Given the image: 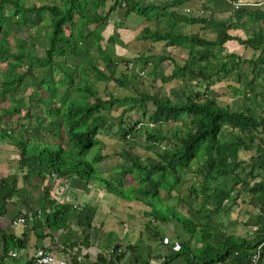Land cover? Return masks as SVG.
Instances as JSON below:
<instances>
[{
  "label": "trees",
  "instance_id": "16d2710c",
  "mask_svg": "<svg viewBox=\"0 0 264 264\" xmlns=\"http://www.w3.org/2000/svg\"><path fill=\"white\" fill-rule=\"evenodd\" d=\"M182 2L150 0L147 4L140 5V0H0V61H6L8 67L12 68L9 71L1 70V91L9 93L10 98L14 100H17L19 95H24V101L17 103L14 108L11 105L4 108L7 110L6 113L0 114V138L19 149L18 162L19 167L25 172L22 181L26 188L19 187V174L16 172L0 177V215L6 212L9 201L17 196L20 198L24 190H28L29 180L33 175L41 178L57 177L68 182L77 178L85 181L87 185L105 183L109 193L121 198L124 197L120 195L118 186L126 188L130 191L128 196L143 204V215L147 217V224L150 227L170 221L161 214L162 210L156 207L159 203L163 204L166 211L183 221L185 230L192 227L193 229L189 228L191 231L187 232L193 233L192 231L199 232L205 226L203 221L197 224L193 214L190 215L193 209L183 188L188 183L186 179L188 173L198 176L202 173L205 179L206 170L210 168L217 177L226 175L227 181L222 183L217 180L219 183L216 182L214 189L209 187L210 183L197 177L201 185H194V192L200 188L203 194L207 195V201L216 195L219 200L221 196L232 193L238 183L250 184L247 175H250L249 178L257 177L254 168L250 169L248 174H244L251 165L244 164L240 152L256 148L259 160L264 163L263 104L259 108L256 105V108L246 105L247 101H253V98L259 96V92L252 84L259 74L257 67L264 63V56L254 60L243 58L235 52H228L225 42L235 39L230 30L237 28V24L220 22L210 11L204 15L205 8H201L202 15L196 16L181 11L178 6L172 9L174 5ZM167 11V28L161 31L160 28L152 29L146 25L142 33L137 34L136 41L147 39L151 46L146 48V51L141 49L143 52L139 51L135 58L141 61L144 67L151 63V59L157 61L153 71L154 87L158 88V79L161 82L181 79L186 83V97L176 98L173 93L161 89L148 92L135 88L138 94L132 98L133 102L130 104L127 103L128 97L119 98L109 93L108 98L104 99L99 90L92 85L91 80L96 82L114 80L125 86L137 78L140 72L135 66L130 68L129 61L125 62L123 71L116 74L106 72L97 65L98 56L92 53L90 47L97 48L102 56L105 53V46L101 44L104 38V34L99 30L101 25L110 24L109 22L113 20L115 24L116 16L124 22L134 15L148 18L152 16L149 20L147 18L148 21L152 20L151 22L156 18L165 19L167 22V16L164 15ZM29 12L47 13L45 19L40 22L42 28L47 27L44 36L47 44L43 56L29 57L27 44L22 42L17 48L16 55L11 53L10 46L4 43L9 34V19L15 17L18 23H27L25 16ZM242 13L243 9L237 13V17L241 18ZM184 25L190 27L199 25L201 30H192L190 33L189 30H183ZM262 29L263 27H260L246 39H237L247 46L259 49L264 46ZM109 39L113 41V36ZM156 43L157 46L160 44L165 47H179L187 55L180 62L174 55H165L157 51L154 47ZM57 57L63 60H57ZM10 58L14 60H9ZM167 60L172 67L170 75L163 66ZM244 62L254 66L249 74L241 71V64ZM21 67L23 70L19 69ZM92 74L94 79L91 78ZM247 75L249 81L246 86L242 77ZM232 76L236 77L237 82L243 81L240 86L233 83L228 85L236 101L234 104H221L218 98L212 95L211 90L214 83ZM27 87H30L29 93L26 92ZM148 102L151 103L150 108L146 106ZM237 103L238 106L235 107ZM121 105H126L124 111H132L139 107L146 110L144 117L146 116L145 120L148 121L135 119L121 134V139L135 137L143 130L147 150L151 151L146 163L132 158L125 149L119 153L121 156L128 155L132 159V164L127 165L125 161L117 163L116 168L120 166L122 169H111L114 172L113 178H116L117 174L124 177L130 174L134 180L127 183L128 185L119 184L117 180L107 177L106 170L99 168L105 158L99 136L101 130H108L111 124L104 119V110L109 111ZM40 108L43 110L42 116L37 114ZM21 109L25 112L14 120V115L11 114H14V110ZM176 121H180L182 125L171 126ZM120 124L122 125V122ZM162 124L171 126L168 129L170 131L162 130L160 128ZM95 146H98L97 151L92 154ZM200 157L204 160L201 164L198 160ZM194 162L200 167L194 168ZM239 167L243 169L242 172H237ZM152 173H159L160 177H153ZM232 182L230 188H222L228 187L227 183ZM165 185L164 192L167 194L165 200L170 201L171 206L163 203L160 197L163 192L161 188ZM101 188L103 189L102 186ZM101 188L99 191L103 192ZM151 196L156 201L152 200ZM182 201H185V205ZM48 203L45 211H49L47 208L50 206L53 212L47 214L46 220L52 230L66 229L70 225L69 222L79 215L78 209L75 210L73 206L65 209L50 199ZM25 213L21 210V214ZM159 217L162 218L160 222ZM92 228L90 222L83 224V240L74 243L91 245ZM200 234L204 244L198 254L189 248L188 243L185 245L191 264H212L216 261L247 264V261L241 260L242 257L234 256L235 252L240 250L245 252L249 249L252 251L256 243L264 237L253 242L227 236L222 242L216 243L212 230L206 229L200 231ZM4 236L6 241L8 238L12 239L11 245H9L11 240L5 243L6 251L26 246L27 238L6 233ZM38 237L42 239L45 234ZM185 248L181 251L185 252ZM33 260L38 263L37 257ZM71 261L75 264L82 263L75 258ZM94 264L118 263L101 254Z\"/></svg>",
  "mask_w": 264,
  "mask_h": 264
},
{
  "label": "crops",
  "instance_id": "0c3cea01",
  "mask_svg": "<svg viewBox=\"0 0 264 264\" xmlns=\"http://www.w3.org/2000/svg\"><path fill=\"white\" fill-rule=\"evenodd\" d=\"M182 1L181 4L172 6V9L178 6L182 11L196 16L198 14L202 15L201 8H205L206 12L203 13L204 15L210 11L213 17L220 22H234L237 24V28L230 30V34L235 36V39L225 42L228 52H235L243 58H253L254 60L259 56H264V46L254 49L237 39L248 38L258 31L260 27H263L262 30L264 31V0ZM236 3L239 5L238 8L235 7ZM242 9L244 13L239 18L237 17V13ZM155 20L159 24L163 19L156 18ZM147 23H151V21ZM141 25L143 29L147 24L143 22ZM199 25L193 27V29L191 27L189 32L201 30ZM134 39L138 40L137 38ZM146 40L144 42L147 44L148 41ZM148 43L149 46L147 48L151 46L150 41ZM177 49L181 50L179 47ZM137 53L139 54V50L136 51ZM257 68H259L257 69L259 74L254 78L252 86L260 93V96L255 99V105L259 108L261 104L264 106V63L262 62ZM252 69H254V66L250 65L249 62L241 64V71L243 73L249 74ZM248 77L247 75L245 78H242L246 82V86L249 81ZM243 81L230 80L226 86L228 89L229 83L240 86ZM228 96L231 97V102H227L226 104H234L236 98L230 89ZM237 106L238 103L235 107ZM228 128L230 129V127ZM3 148L9 149L6 146ZM17 149L14 145V148L9 150L18 159L19 149L18 151ZM2 151L1 146L0 152ZM258 156L256 148L240 152V157L245 162L244 164L251 165L244 174H248L250 169L254 168V174L257 177L249 178L250 175H247V180L250 184L246 182L245 185L238 183L232 193L221 196L219 200L217 199L218 195H216L207 201V195L203 194L200 188L197 192H194V185H201L199 179L197 181L196 179L192 180L189 187H184L188 191L187 198L193 209L190 215L193 214L197 224L203 221L205 226V229L199 230V233L207 228L211 229L215 233L213 239L216 240V243L222 242L227 236L241 240H253V242L264 236V163L259 160ZM242 171L241 167L237 169V172ZM12 172L19 174V187H24L22 177L25 172L19 167L18 160L11 163V160L5 159V156L0 158V177L7 176ZM29 183L28 190H24L22 198H18L19 196H17L14 200L9 201L6 212L0 215V264H39L33 258L44 247L50 249L57 256L66 257L70 261L75 258L82 262L81 264H94L101 254L105 255L108 259L112 258L116 260L118 264H191L188 261V252H186L185 245L189 244V248L194 249L195 251H193L196 254L202 251L204 243L201 235L198 238H192L193 233L189 232L191 236L188 237L187 231L175 229L176 226L171 228L169 226V230L174 232V235H162L158 228L148 226L147 217L143 215L144 206H141L140 210L133 211L132 204L123 203L124 199H119L115 195L109 196L107 194L111 193L107 191L105 193L98 192L101 186L97 183H92L94 187H91V184L87 187L85 181L74 178L70 182V185H68V181L62 178L52 179L49 176L41 178L36 175L31 177ZM230 184L232 185L233 182L227 183L228 188H230ZM24 189L26 188L24 187ZM97 193L100 195L97 196ZM102 198H107L109 202L106 203L101 200ZM49 199L61 204L62 208L67 209L73 206L75 210L78 209L79 215L69 222L70 225L66 229L52 230L50 223L47 222V214L51 211L53 212L50 206L47 208L49 211H45V207L49 205ZM118 201L130 209L123 216H121V213L113 210L115 209L114 205ZM182 204L185 205V201H182ZM21 210L25 212L33 211L34 215L28 218L26 223L14 224L13 221L21 214ZM89 222L93 226L92 244L86 246V244L80 245L79 243H74L83 240V224L86 225ZM171 226L174 225L171 224ZM4 233L27 238L26 246L6 251L7 245L5 243L11 240L9 242V245H11L12 239L8 238L6 241L5 236L8 237V235L4 236ZM40 234H45V237L40 239L38 237ZM13 239L15 241L14 237ZM215 245L217 246V244ZM184 248L185 252L181 251ZM14 252H17L15 256L13 255ZM250 252L251 249L245 252L244 250H240L236 251L234 256L242 257L241 260L246 262ZM19 257H22L20 261L23 263L18 262ZM212 264L228 263L226 261H216ZM261 264H264V254Z\"/></svg>",
  "mask_w": 264,
  "mask_h": 264
},
{
  "label": "rangeland",
  "instance_id": "374dc122",
  "mask_svg": "<svg viewBox=\"0 0 264 264\" xmlns=\"http://www.w3.org/2000/svg\"><path fill=\"white\" fill-rule=\"evenodd\" d=\"M140 1H141L140 5H144V4H147L150 0H140ZM11 10L12 9L10 8L9 12H11ZM46 15H47L46 12H43V13L29 12L25 16L27 23H24V22L18 23L16 21L15 17H11V19H9V22H8L9 34L4 39V43L6 45L10 46L9 48L11 49V53L17 55V51H18L17 48H18L20 42H22L23 44H27L26 48L28 49L29 57H32L33 55H37V56H43L44 55L45 45L47 44L44 36H45V32L47 31V27L42 28V25L40 24V22H42L45 19ZM164 15L167 16V22L165 19H163L162 22H160L159 24H158V21L156 22V20H154L151 23H147L148 17H146V16H139L138 17V16L134 15V16H131L130 18H127L124 22H121L120 19H116L118 22L115 24L110 23L107 25H101L99 30L104 34V38L101 40V44L103 46H105V53L102 56L101 54H99L100 52L97 50V48H93V46L90 47V49H92V53L96 54L98 56L97 65L101 69L106 70V72H111V73L116 74V73H119L120 71H123V68L126 64L125 62L133 61L135 64L134 66L137 68V70L142 71V69H145V71H146L144 75H142L140 73L137 78L133 79L131 83H128L125 86L119 85V83L114 81V80H110L107 82H105V81L96 82L94 80H91L92 85L99 90L101 96L104 99L108 98V93H109L110 95H114V96L119 97V98L128 97L129 101L127 103L130 104L133 102L132 98L138 94L135 91V88H138L140 90L141 89L146 90L148 92H156L158 89H161V90H165L167 92L173 93L176 96V98H185L186 97V94H187L186 88H185L186 83L184 81H182L181 79H169L166 82H161L158 79L157 80L158 88H156L153 86V71H154V68L156 66L155 63L157 61L154 59H151V63L147 64L144 67V65H142V62L137 61V59L135 58L136 51H138V50L140 51L141 49L145 50L147 48V46H149L148 42L146 44L143 40L136 41L134 39L137 36V34L139 35L142 33V25L141 24L143 22L144 23L146 22V24L149 25L152 29L160 28V30L162 31V29L167 28L168 11ZM151 18H152V16L150 18H148V20ZM92 26H95V25H92ZM134 26H136V27H134ZM66 29H68V28H66ZM189 29H191L190 26L184 25L183 30H189ZM110 36H113V41H109ZM156 46H157V43L154 45V47L157 49V51H160L165 55H172V56L174 55L180 62L183 61L187 55V53L184 50L179 51L177 48H174V47H165L164 45H160V44L157 47ZM142 52L143 51H140V53H142ZM147 54H149V53H147ZM108 59H110V61ZM9 60H14V59L10 58ZM57 60H63V58L57 57ZM168 62H169V60L164 62L163 66L165 67L166 73L168 75H170L172 67L169 66L170 64H168ZM11 69L12 68L8 67L6 61H4V60L0 61V78H2L1 70L9 71ZM19 69L23 70V67H21ZM93 76L94 75L92 74L91 78H93ZM244 77H246V76H243L242 78H244ZM26 80H27V78H26ZM230 80L235 81L236 77L232 76L229 78H224L221 81H217L216 83H214L213 88L211 90L212 95L216 96L221 104H226L227 102H231V100H230L231 97L228 96L229 95V89L226 86L227 82H229ZM1 85H2V82L0 81V114H5L7 110L4 108H6L10 105L12 106V108H14L17 105V103L20 104L22 101H24V98H23L24 95H19L17 97V100L11 99L10 98L11 96L9 93L5 94L4 92L1 91L2 90ZM28 91H30V87H27L26 92L29 93ZM255 103H256L255 99L253 98V101H247L246 105H252L254 108H256ZM125 106L126 105H121V106H117V107L115 106L109 111L104 110V113H103V115H105L104 119L111 122V124H110V127L108 130H106V129L101 130V134L99 136L101 139V143H100L101 150L105 154V156H104L105 158L103 160L104 162H102L100 164L99 168L106 170L105 171L106 176L109 178H112L113 180H117L119 182V184H127V183L129 184V183L133 182V180H134L133 176L130 174L126 177L122 176L121 174H117V177L113 178L114 172L111 169L116 168L118 166L117 163L125 161L127 165L132 164V159L129 158L128 155L126 156V154H124V156H121L119 154L122 150H124V149L127 150L131 154L132 158L140 159L144 163L147 162L148 155L151 154V151L147 150L146 142H145L146 137H145L143 130L140 133H137L135 135V137H131V138L127 137L124 140L121 139L122 138L121 134L132 124V122L135 119L141 118V120L148 122L147 120H145L146 116L144 117L146 110L139 107V108L132 110V111H124ZM146 106L148 108H150L151 103L148 102L146 104ZM148 108H146V109H148ZM42 111L43 110L40 108V110H39V112H37V114L39 116H42L43 115ZM24 112H25L24 109H21L19 111L14 110V114L12 113L11 115H14L13 118H14V120H16L18 115H22ZM119 115H123V116L121 117ZM121 122H122V125L120 124ZM180 124H181L180 121H176V122H173L171 126H177L178 127V126L182 125V124L181 125ZM171 126H169L167 124H162V126H160V128L164 131L169 132L170 130H168V129ZM1 146H2L3 151L0 152V158L5 156V159L11 160V163H13V161L18 160L17 157L15 158V156L9 150V149L14 148V145L12 143H7L6 140L0 138V148H1ZM5 146L9 149H4L3 147H5ZM97 148H98V146H95L92 149V154L97 151ZM17 151H18V149H17ZM14 159H16V160H14ZM198 160L200 161V164L203 163V161H204L203 157H200ZM196 163L197 162H194V168H199L200 166L199 165L197 166ZM121 169L122 168L119 166L115 170H121ZM152 175H153V177H155V176L160 177L159 173L158 174L152 173ZM206 175H207V177L204 179V176L202 175V173L199 176L194 175V173H188L186 175V179H187L188 183L184 187H189L191 184V181L194 179H196V181H197L198 180L197 177L202 178L203 181L210 183V186L209 185L208 186L210 188H213V189L216 187V182L219 183L217 180L221 181L222 183L223 182L225 183V181H227L226 175L217 177L216 176L217 174L214 172H211L210 168H208L206 170ZM98 185L103 187V189H104L103 193H105L107 191L106 190L107 186L105 183L99 182ZM90 186L94 187V185H92V184ZM87 187H88V185H87ZM165 187H166V185L161 188V191H163V192H161L160 197L163 200H165V196L167 195L166 192H164ZM222 188L227 189L228 187H222ZM118 189L120 190V195H122L124 197V198H122L125 200L123 203L132 204V207H133L132 210L133 211H137V209H139V210L141 209L140 207L143 206V204L140 201H135L132 199V197L128 196V192H130V191H128L126 188H122L119 186H118ZM205 189H207V187ZM98 192H100V191H98ZM184 192H188V191L184 188ZM88 195H89V193H88ZM98 195H100V194L97 193V196ZM107 195L112 196L113 194H107ZM158 196L159 195H157V197ZM118 198L121 199V197H118ZM150 198L152 200H155L153 196H151ZM101 200L105 201L106 203L109 202L107 200V198L106 199L102 198ZM163 200H162L163 203L167 204L168 206H171L170 201L165 200V202H164ZM120 201L122 202V200H120ZM120 201H118L117 204L114 205L116 210L113 208L112 209L114 211H117L118 213H121V216H123L126 214V211H129L130 209H128L127 207L122 205ZM159 204H157L156 207H159V209L162 210L161 214L162 215L164 214L165 218L170 220L169 222L174 225V226H171L169 222H164L163 224H161V228H160V225L153 227V228H158L159 232L162 235H169V234L174 235L175 233L169 229L171 227H175V226H176L175 229H179V230L183 229L185 232L188 231L189 228L193 229L192 227H189V228H186V230H185V226L183 225V221H180L178 219V217H175L169 211H166L163 204L162 205H159ZM140 214H142V213L140 212ZM159 218L160 219H158V221L159 222L162 221V218L161 217H159ZM169 226H170V228H169ZM191 229L189 231H191ZM207 229H209V228H207ZM209 230H211V229H209ZM192 232H193L192 236L189 234V232H187V236L188 237L191 236L192 238L193 237L198 238V236L201 235L199 232H196V231H192ZM18 259H19L18 262L23 263L22 261H20L22 259V257H19Z\"/></svg>",
  "mask_w": 264,
  "mask_h": 264
},
{
  "label": "built area",
  "instance_id": "2783aa9c",
  "mask_svg": "<svg viewBox=\"0 0 264 264\" xmlns=\"http://www.w3.org/2000/svg\"><path fill=\"white\" fill-rule=\"evenodd\" d=\"M235 7L238 8V3L235 4ZM34 215L33 211H27L25 214H21L14 219V224L26 223L28 218H31ZM17 252H14L15 256ZM239 254V252H237ZM264 254V237L256 243L255 248L251 251L247 257V264H261ZM37 261L39 264H75L66 257L57 256L50 249L42 248L37 253Z\"/></svg>",
  "mask_w": 264,
  "mask_h": 264
},
{
  "label": "clouds",
  "instance_id": "9594fccd",
  "mask_svg": "<svg viewBox=\"0 0 264 264\" xmlns=\"http://www.w3.org/2000/svg\"><path fill=\"white\" fill-rule=\"evenodd\" d=\"M116 19H119V18H117V16H116ZM118 21L116 20V23H117ZM109 23H114V20L113 21H111V22H109ZM138 55V53L135 55V56H137ZM134 62L133 61H129V64H128V66L131 68V67H134ZM139 71V70H138ZM142 75H144L145 74V69H142V71H139ZM52 179H59V178H57V177H51ZM61 179V178H60ZM66 180V179H65ZM68 185H70V182H68Z\"/></svg>",
  "mask_w": 264,
  "mask_h": 264
},
{
  "label": "bare ground",
  "instance_id": "6f19581e",
  "mask_svg": "<svg viewBox=\"0 0 264 264\" xmlns=\"http://www.w3.org/2000/svg\"><path fill=\"white\" fill-rule=\"evenodd\" d=\"M40 212V211H39ZM21 215V214H20ZM19 216V215H18Z\"/></svg>",
  "mask_w": 264,
  "mask_h": 264
}]
</instances>
